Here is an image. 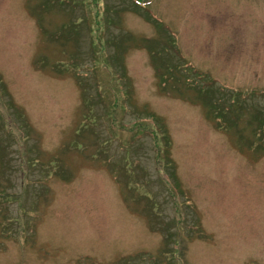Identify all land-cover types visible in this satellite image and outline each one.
Wrapping results in <instances>:
<instances>
[{
    "label": "rangeland",
    "instance_id": "374dc122",
    "mask_svg": "<svg viewBox=\"0 0 264 264\" xmlns=\"http://www.w3.org/2000/svg\"><path fill=\"white\" fill-rule=\"evenodd\" d=\"M140 1L0 0V264H264V0Z\"/></svg>",
    "mask_w": 264,
    "mask_h": 264
},
{
    "label": "trees",
    "instance_id": "16d2710c",
    "mask_svg": "<svg viewBox=\"0 0 264 264\" xmlns=\"http://www.w3.org/2000/svg\"><path fill=\"white\" fill-rule=\"evenodd\" d=\"M138 5H140V6H142V7H146L143 3H141V1L140 0H134ZM151 0H149V1H147V3H149ZM146 3V4H147ZM72 21H74V20H72ZM71 36H76V35H74V34H72ZM77 37V36H76ZM58 38H59V35H58ZM118 46H119V44H118ZM1 82V81H0ZM156 140V139H155ZM157 141H158V139H157ZM159 142H160V139H159ZM169 142H170V140L168 139V138H166V143L167 144H169ZM159 153H157V155H158ZM0 158L2 159L3 158V150L1 149V147H0ZM172 161L173 160H171L170 159V163H172ZM174 176L175 177H177V173H174ZM179 176V175H178ZM180 180V179H179ZM181 182V181H180ZM195 227V226H194Z\"/></svg>",
    "mask_w": 264,
    "mask_h": 264
}]
</instances>
